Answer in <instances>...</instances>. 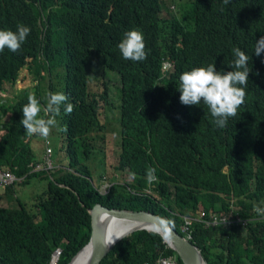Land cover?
Wrapping results in <instances>:
<instances>
[{
  "label": "trees",
  "instance_id": "1",
  "mask_svg": "<svg viewBox=\"0 0 264 264\" xmlns=\"http://www.w3.org/2000/svg\"><path fill=\"white\" fill-rule=\"evenodd\" d=\"M175 13H167L161 0H0V30L15 31L18 24L31 29L18 52H0V92L23 68L35 81L32 88L16 90L11 102L0 96V167L21 176V183L32 176L47 179L46 190L30 204L15 198L17 206L0 205V264H49L56 248V264H71L89 241L88 208L94 203L149 211L171 221L181 235L187 214L228 215L238 221L191 224L190 241L206 263L264 264V215L254 211L264 208V52L254 54L264 35V0H190ZM134 28L145 38L147 58L140 62L125 60L118 48ZM235 47L249 56L252 71L244 105L219 128L207 105L180 102L179 76L212 63L218 71H232ZM92 53L119 74L120 100L130 101L131 109L130 156L120 151L114 169L99 173L98 180L112 181L105 194L95 189L89 162L93 151L112 152L105 135L110 95L105 82L101 91L89 87ZM57 69L63 74L59 92L74 105L70 115L61 106L57 117L67 129L60 131L67 161L51 173L32 171L22 107ZM53 88L49 82V93ZM149 169L155 170L152 183ZM121 170L127 179L115 181L111 174ZM13 192V186L5 187L0 199ZM169 255L182 264L160 234L137 230L99 264H154Z\"/></svg>",
  "mask_w": 264,
  "mask_h": 264
},
{
  "label": "clouds",
  "instance_id": "2",
  "mask_svg": "<svg viewBox=\"0 0 264 264\" xmlns=\"http://www.w3.org/2000/svg\"><path fill=\"white\" fill-rule=\"evenodd\" d=\"M228 4L230 0H223ZM31 29L23 24H18L16 30H0V52L5 49L15 53L18 52L22 44L26 41ZM118 48L125 60L140 62L147 58L145 38L142 30L131 29L124 33V37L118 44ZM235 59L229 66L233 70L224 72L217 70L215 64L207 66L192 67L184 71L180 76L179 91L180 102L184 105H207L214 123L219 128L227 125L229 118L238 115L239 108L244 105L247 95L246 89L249 80V73L252 71L248 66L249 56L239 47L233 48ZM264 52V35L256 41L254 54L260 56ZM27 103L22 107L23 118L20 123L25 128L28 137L34 135L47 138L55 128L58 131H66L62 127L57 117L61 115V106L64 114L70 115L74 105L69 102L68 96L63 92H50L47 103L42 104L34 92L27 96ZM43 113V115H42ZM155 170L147 171L148 183L154 182ZM254 211L259 215H264V208L254 206ZM168 231V225L172 222L161 220ZM121 236L111 238L109 245L116 243Z\"/></svg>",
  "mask_w": 264,
  "mask_h": 264
},
{
  "label": "rangeland",
  "instance_id": "3",
  "mask_svg": "<svg viewBox=\"0 0 264 264\" xmlns=\"http://www.w3.org/2000/svg\"><path fill=\"white\" fill-rule=\"evenodd\" d=\"M163 9L172 16H176L177 10L184 9L190 6V0H161ZM93 56V57H92ZM95 56V57H94ZM56 73H52L50 76H46L38 86L39 97L46 101L49 94L48 84H52L53 91H61L63 82V74L60 69H57ZM45 69L43 70V74ZM88 76H89V87L93 91H101L102 83L105 82L109 92V105L106 107L105 119L107 121V128L105 131L106 138L108 139L109 145L111 144L112 152L105 156L102 152L93 151L90 157V165L92 166L94 181L98 180L100 172L111 171L114 169V165L118 163V153L122 151L127 159L130 156V101L120 100L119 97V74L115 71L105 68L100 60L96 57L95 53H92L89 57L88 62ZM34 79L28 73L26 68H23L13 83L5 82L3 85V91L0 92V96L11 102L14 99L16 90L33 86ZM33 90V89H32ZM46 99V100H45ZM9 113V112H8ZM9 114L5 115L3 119L4 123L8 122ZM28 140V139H27ZM63 137L57 129H53L51 134L45 139L40 136L34 135L29 138V144L32 151V158L35 163L32 165V171L43 170L45 167V157H48L52 163V168L48 169L51 173L54 171L55 166L64 165L67 161L65 152L62 148ZM47 149H50V154L47 153ZM107 150V148H106ZM41 169H36L37 167ZM128 166L125 165L124 169ZM57 168V167H56ZM117 172V174H116ZM111 177L115 181H122L127 179V175L121 171H114ZM15 185V186H14ZM14 192L8 199H0V205L17 206L15 198H18L22 203L30 204L32 200L42 191L46 190L47 179L32 176L25 183L14 184ZM4 188L0 187V195L2 196ZM243 253L245 249L241 247ZM75 258V257H74ZM73 258V260H74Z\"/></svg>",
  "mask_w": 264,
  "mask_h": 264
},
{
  "label": "water",
  "instance_id": "4",
  "mask_svg": "<svg viewBox=\"0 0 264 264\" xmlns=\"http://www.w3.org/2000/svg\"><path fill=\"white\" fill-rule=\"evenodd\" d=\"M88 213L90 215V237L86 245H90L92 247L93 254L90 264H99L100 261L107 255V253L115 245H109L111 238L116 236H121L123 238L137 230H146L158 233L152 228V225L159 228L162 234L169 238L170 242L167 245L176 252L182 264H207L200 249L185 235L178 233L171 225H168V231L166 232L165 226L161 223V220L166 219L157 214L145 210L108 208L100 203H94L90 206L88 208ZM101 215L105 216L107 219L106 222L100 219ZM112 216L122 217L129 220V228L117 235H109L107 226L108 220ZM162 234H160V236L163 238L164 235ZM119 240L120 239L116 240V243Z\"/></svg>",
  "mask_w": 264,
  "mask_h": 264
},
{
  "label": "built area",
  "instance_id": "5",
  "mask_svg": "<svg viewBox=\"0 0 264 264\" xmlns=\"http://www.w3.org/2000/svg\"><path fill=\"white\" fill-rule=\"evenodd\" d=\"M169 63H163V69L168 68ZM50 149H47V153L50 154ZM45 167L44 169L48 171V169L52 168V163L48 157H45ZM36 169H41L39 166ZM22 181L21 176H16L11 170L0 167V187L13 186L16 183H20ZM93 185L95 189L101 193L105 194L109 190L112 185V181H110L106 176H102L99 180L93 181ZM193 221H201L206 226L208 225H217L219 223H235L238 219L228 218V215L225 214H212L208 218H206V214L202 210H197L195 213H190L183 216V224L181 225V230L184 232V235L190 239L191 238V224ZM61 250L56 248L52 251L51 257L49 260V264H56ZM154 264H176L175 258L173 256H159Z\"/></svg>",
  "mask_w": 264,
  "mask_h": 264
},
{
  "label": "bare ground",
  "instance_id": "6",
  "mask_svg": "<svg viewBox=\"0 0 264 264\" xmlns=\"http://www.w3.org/2000/svg\"><path fill=\"white\" fill-rule=\"evenodd\" d=\"M100 219L103 221H107V219L105 218L104 215L100 216ZM130 226V221L122 218V217H110L108 220V226H107V230H108V234L109 235H117L119 233H122L124 231H126ZM152 228L154 230H156L159 234H162V232L160 231L159 228H157L155 225H152ZM164 235V234H162ZM164 240L167 244H169V238L164 235ZM193 243V242H192ZM92 247L90 245H85L84 247H82L78 253L75 255L74 260L71 261V264H90L91 260H92ZM177 264V263H176Z\"/></svg>",
  "mask_w": 264,
  "mask_h": 264
},
{
  "label": "crops",
  "instance_id": "7",
  "mask_svg": "<svg viewBox=\"0 0 264 264\" xmlns=\"http://www.w3.org/2000/svg\"><path fill=\"white\" fill-rule=\"evenodd\" d=\"M19 184V183H18ZM15 186V185H14ZM5 206V205H4ZM7 206V205H6Z\"/></svg>",
  "mask_w": 264,
  "mask_h": 264
}]
</instances>
